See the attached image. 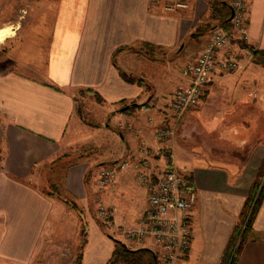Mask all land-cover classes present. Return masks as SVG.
Masks as SVG:
<instances>
[{"label":"crops","instance_id":"crops-1","mask_svg":"<svg viewBox=\"0 0 264 264\" xmlns=\"http://www.w3.org/2000/svg\"><path fill=\"white\" fill-rule=\"evenodd\" d=\"M247 12L244 43L264 50V0H250ZM32 13L26 35L5 39L14 42L18 63L0 70V264L29 263L42 238L51 235L63 233L73 250L82 221L87 224L82 264H105L114 240L130 247L115 229L134 226L146 207V189L132 170L119 172L99 190L96 172L89 170L97 158L66 166L62 186L83 209L82 219L42 187L58 158L84 143L79 138L91 127L97 139L87 143L105 146L100 165L135 157L141 140L151 153L171 144L175 165L196 189L190 245L175 264H219L250 186L264 171V65L234 45L242 68L216 70L197 105L177 122L172 141L159 143L154 129L171 121L174 91L187 84L182 65L208 34L193 35L207 19L206 1L190 0L186 9L167 11L162 0H33ZM142 43L155 51H138ZM122 46L114 62L112 54ZM24 48L31 49L23 54ZM75 90L90 97L88 107L102 113V123L85 129L74 114ZM123 104L135 109L125 112ZM150 159L156 170L162 167L161 155L152 153ZM94 201L112 209L111 230L104 231L89 213ZM232 264H264V198Z\"/></svg>","mask_w":264,"mask_h":264},{"label":"built area","instance_id":"built-area-1","mask_svg":"<svg viewBox=\"0 0 264 264\" xmlns=\"http://www.w3.org/2000/svg\"><path fill=\"white\" fill-rule=\"evenodd\" d=\"M227 1L231 10L229 27L209 30L199 50L183 63L181 71L187 78V84L175 89L170 104L171 121L162 122L154 129L156 142L172 141L177 122L197 105L216 70L230 73L242 68L243 62L234 45L247 39L250 0ZM189 6L190 0H162V7L167 11ZM245 56L250 58L251 51ZM171 150V144L154 149L153 154L163 157L162 167L156 170L150 162V148L141 140L135 157L127 156L100 165L95 178L98 189H104L113 183L119 172L130 169L135 179L145 187L146 207L137 223L130 228L117 226L115 232L131 248H150L157 258V264H175L186 255L192 233L191 209L196 201L192 180L175 165ZM95 219L106 232L114 226L112 209L101 203L97 204Z\"/></svg>","mask_w":264,"mask_h":264},{"label":"rangeland","instance_id":"rangeland-1","mask_svg":"<svg viewBox=\"0 0 264 264\" xmlns=\"http://www.w3.org/2000/svg\"><path fill=\"white\" fill-rule=\"evenodd\" d=\"M32 12H33V0H0V27L1 26L14 27L15 29L12 35H15L13 39V41H15L18 37L21 38L22 34L26 35L27 29L29 28L27 27V24L31 23L33 18ZM33 37L37 38V34L34 33V36H32V38ZM13 44L14 42H12V40H8V41L3 40L2 42H0V70H5L7 67H11V66L15 67L16 66L15 64L18 63L17 50L16 47L13 46ZM30 49L24 48L22 53L24 54L25 52H28ZM237 71L238 70L234 71L233 73ZM74 94L76 101L74 114L76 116H79L80 119L83 122H85L86 124L85 129L88 126H96L97 121H100L99 123H102L101 122L102 113H99L98 112L99 110L95 113L91 111V109L88 107V102L90 101V97L85 95L86 94L85 92L79 90H75ZM132 108L133 107H130V109L128 108L127 111L125 112L135 109ZM80 111L82 113L81 116H80ZM82 117L85 118V121L82 119ZM119 127L121 126L117 125L118 129H120ZM94 129L95 128L91 127L90 131ZM90 131L88 133L85 132L81 134L82 140L79 138V141H84V143H82L81 145L80 144L76 145L77 147H75L72 151H69V153H66L64 156H62L60 160L58 158V164L55 166V168L53 167L51 168V173L49 176L46 175L47 183L42 186L44 191H46V188L50 189L51 188L50 185L53 182L55 186H57V190L61 192L60 191L62 185L61 176L64 171L63 169L69 164H72L75 161L79 160L80 158H86V157H89L91 159L97 158L91 160V165L89 169V170H93V173L94 171L97 172V169L100 166V164H98L97 162L98 160H100L101 157L102 158L104 157L103 153H105V150L103 147L105 146L97 147V144H94L93 146L87 143L89 140L94 141V139H97L96 136L92 134ZM47 168H50V165H48ZM96 175L97 174L95 173L94 182L96 181L95 179ZM262 179H264V172L261 173L259 184H264V180ZM95 185L97 188L96 182ZM97 204L94 201L88 207L89 213H91L94 217H95ZM60 235L62 236L56 237L51 235L49 238H42V240L40 241V246L38 247V252H36L32 257L31 261L26 264H72L76 255L78 254L77 252H78L80 239H78V241L75 243V247L72 250V247L68 246L70 244L69 240L65 238L63 233Z\"/></svg>","mask_w":264,"mask_h":264},{"label":"trees","instance_id":"trees-1","mask_svg":"<svg viewBox=\"0 0 264 264\" xmlns=\"http://www.w3.org/2000/svg\"><path fill=\"white\" fill-rule=\"evenodd\" d=\"M206 2L208 5V16L206 20H202L196 26L194 33H193V35L195 36L200 35L206 31H209L215 27H221V28L227 29L230 25L229 20H230L231 10H230V6L227 0H206ZM239 45L251 51L252 53L251 58L253 61L264 64V50L255 49L253 47H250L246 45L243 41L239 42ZM139 46L140 47L138 51H141V48H146L145 50H147L149 53H153L155 51V48L152 44L142 43ZM129 47L137 48L135 47V45H131ZM124 48L125 47L123 46L116 48V50L112 54L113 61H114V57L116 53L121 51ZM121 74L126 80L134 81L133 78H130L129 76L125 75V73L121 72ZM137 82L142 83L140 79H138ZM85 91L90 92V90L88 89H86ZM94 97L98 101L102 100L97 94H95ZM134 105H145V103L134 104ZM121 107H119L118 109H121ZM130 107H133V105L131 104L123 111H127L128 108L130 109ZM81 115L82 113L80 111V116ZM82 119L85 121L84 117H82ZM262 172H259L258 176L256 177V179L252 182L250 186L249 194H248V197L246 198L244 208L239 216V220L237 224L234 227V231L232 233L228 246L219 264H232L233 263L235 253L237 252L239 246L247 238L251 230L252 220L262 201V198H264V184H259L260 176ZM88 174L89 172L86 173V178ZM50 187H51L50 189L46 188L45 192L49 195H52V196L54 195L55 197L65 201L66 204L72 207L78 213L79 217L82 219L83 209L80 206H78L73 200L68 198V195L65 189L63 188V186L61 185V190H60L61 192L57 190V186H55L54 183H52ZM86 230H87V224L86 222L82 221L81 235H80L81 237H80L78 252H77L78 254L76 255L72 264H82V247L85 242ZM236 240H237V243H236ZM234 244H236L235 249L232 255H230L231 249H233ZM119 263H122V264H157V260L155 258V254L153 253V251L148 247L131 248L119 240H114V248L111 252L109 259L106 261L105 264H119Z\"/></svg>","mask_w":264,"mask_h":264},{"label":"bare ground","instance_id":"bare-ground-1","mask_svg":"<svg viewBox=\"0 0 264 264\" xmlns=\"http://www.w3.org/2000/svg\"><path fill=\"white\" fill-rule=\"evenodd\" d=\"M14 27L12 26H1L0 27V42L5 40V38L11 36L14 33Z\"/></svg>","mask_w":264,"mask_h":264},{"label":"water","instance_id":"water-1","mask_svg":"<svg viewBox=\"0 0 264 264\" xmlns=\"http://www.w3.org/2000/svg\"><path fill=\"white\" fill-rule=\"evenodd\" d=\"M123 108H126V106H124Z\"/></svg>","mask_w":264,"mask_h":264}]
</instances>
